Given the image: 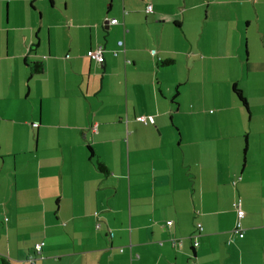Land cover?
I'll return each instance as SVG.
<instances>
[{
  "label": "crops",
  "instance_id": "obj_1",
  "mask_svg": "<svg viewBox=\"0 0 264 264\" xmlns=\"http://www.w3.org/2000/svg\"><path fill=\"white\" fill-rule=\"evenodd\" d=\"M48 3L0 26V264H264V0Z\"/></svg>",
  "mask_w": 264,
  "mask_h": 264
},
{
  "label": "rangeland",
  "instance_id": "obj_2",
  "mask_svg": "<svg viewBox=\"0 0 264 264\" xmlns=\"http://www.w3.org/2000/svg\"><path fill=\"white\" fill-rule=\"evenodd\" d=\"M32 2L34 8L30 7L27 0L25 1H16L15 4L17 5V11L13 17V12L11 8H9V13H7V3L4 0H0V26H5L7 23L8 25H12L15 23H23V22H30L31 20L35 23L40 21L46 22V20L51 19L57 12V7H51L48 3V0H29ZM13 1L11 0L9 7H11ZM59 3L57 2V5ZM24 5L22 9L23 14L21 13V6ZM204 10V9H203ZM18 13V14H17ZM205 65V64H204ZM207 65V64H206ZM183 64L179 62V68H182ZM206 70H209V67H205Z\"/></svg>",
  "mask_w": 264,
  "mask_h": 264
},
{
  "label": "built area",
  "instance_id": "obj_3",
  "mask_svg": "<svg viewBox=\"0 0 264 264\" xmlns=\"http://www.w3.org/2000/svg\"><path fill=\"white\" fill-rule=\"evenodd\" d=\"M147 10H150V5L147 6L146 8ZM110 23H115L116 22V19L115 18H112L109 20ZM120 44V42H119ZM151 53L154 54V50L151 51ZM85 56L88 57L90 60H93L95 61L96 63H102L103 62V56H102V47L101 46H94V47H91L89 49H87L85 51ZM136 120L137 121H140V122H146L147 120V117L144 116V115H139L136 117ZM232 208L234 209L235 211V214H236V220H235V223L233 225V229H232V232L234 234H236L238 237H242L243 236V233H244V230H243V227L241 226V218L244 216V210L242 209L241 207V199L240 198H235L232 202ZM166 224L170 225L171 224V221H167ZM98 225V224H97ZM196 229L198 231H200L202 228H201V225L199 223L196 224ZM44 244L43 241H40V242H37L34 244V249L39 252L40 249H41V246ZM197 243L194 241L193 242V245H196ZM31 264L33 262V260H30Z\"/></svg>",
  "mask_w": 264,
  "mask_h": 264
},
{
  "label": "trees",
  "instance_id": "obj_4",
  "mask_svg": "<svg viewBox=\"0 0 264 264\" xmlns=\"http://www.w3.org/2000/svg\"><path fill=\"white\" fill-rule=\"evenodd\" d=\"M170 62H171V60H167V61H164L163 64H169ZM29 72H30V75L41 73L42 72V64L40 62H31L29 64ZM231 90H232L234 97L237 99L238 103L242 106V108H244L245 111H248V104H247L246 99L242 95L241 90L239 88H237L235 84L232 85ZM90 156H92L91 151H90ZM96 165L101 172H106V169L102 163L96 162ZM35 252H37V251H35V249H34L33 253H35ZM33 257H34V254H31L29 256V260H33Z\"/></svg>",
  "mask_w": 264,
  "mask_h": 264
}]
</instances>
